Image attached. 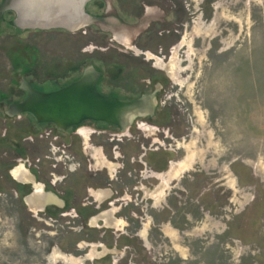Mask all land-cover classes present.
Here are the masks:
<instances>
[{
  "label": "rangeland",
  "instance_id": "obj_1",
  "mask_svg": "<svg viewBox=\"0 0 264 264\" xmlns=\"http://www.w3.org/2000/svg\"><path fill=\"white\" fill-rule=\"evenodd\" d=\"M5 2L0 264H264V0H94L76 31L20 24ZM88 68L104 75L98 87L108 96L131 98L116 89L128 86L125 76L137 83L152 78L146 92L132 96L152 97L154 108L125 130L100 126L106 133L92 135L87 146V135H74L70 169L62 146L71 131L52 132L10 110L28 87L58 90ZM116 73L120 79L111 78ZM164 134L171 144L166 153L178 161L172 179L182 198L161 211L126 195L112 206L94 204L95 217L106 215L92 227L88 209L81 212L87 187L100 191L92 188L111 176L119 194L138 196L129 189L149 180L141 176L142 155L163 144ZM21 166L32 181L14 178ZM70 190L76 204L67 209ZM44 191L65 204L34 208ZM115 208L120 226L106 213Z\"/></svg>",
  "mask_w": 264,
  "mask_h": 264
},
{
  "label": "water",
  "instance_id": "obj_2",
  "mask_svg": "<svg viewBox=\"0 0 264 264\" xmlns=\"http://www.w3.org/2000/svg\"><path fill=\"white\" fill-rule=\"evenodd\" d=\"M93 0H10L9 6L20 24L34 28L82 29L87 20L85 6ZM101 73L88 68L77 80L58 90L42 92L26 89L25 99L11 107L12 116L29 114L37 123L59 132L80 127L86 122L129 128L133 118L154 108L152 97L135 100L106 96L99 90ZM43 210V209H41Z\"/></svg>",
  "mask_w": 264,
  "mask_h": 264
},
{
  "label": "flooded vegetation",
  "instance_id": "obj_3",
  "mask_svg": "<svg viewBox=\"0 0 264 264\" xmlns=\"http://www.w3.org/2000/svg\"><path fill=\"white\" fill-rule=\"evenodd\" d=\"M118 70H119V72H123L122 69L121 70L118 69ZM120 77H121V75H118L117 73L111 75V78H113V79H118V78L120 79ZM130 77L125 76V82L128 83V86L125 85L124 87H121V85H119V86L117 85L118 87L116 88V89L122 90L123 92H126L127 94L131 95V98L124 97L123 99L135 100V98L133 99L132 95L139 94L137 92H142V93L144 91L146 92V90H148L149 87L152 86V85H148V82L150 84L152 78H148V80L147 79H141L140 80L141 82L137 83L135 81L134 82L130 81L129 80ZM103 78H104V75L101 74V78L99 79V81L101 82V80ZM136 79H138V78H136ZM134 88H136V90L141 88V90H138V91L130 90V89H134ZM106 96H108V95H106ZM110 96H117L120 98L123 97V96L121 97V95H118V94L110 95ZM84 125H89L90 126L89 128H92V130H90L89 128H85ZM100 126H106V128H109V129L113 128L112 126L107 125V124H103V123L86 122V123L82 124L80 127L72 128V129H69L67 131V132L71 131L70 132V138L65 141V144H63L62 148L64 149V151L66 150L65 154H67V155H65V157H66V160H68L69 165H67V166H69L70 169L73 165L76 166V163L74 162V161H76L75 157L72 156V154L68 153V152H71V153L74 152V148H75L74 147L75 146L74 135H81V136L84 134L87 135V137H84V138L82 136V139H84L83 145L85 144L87 146L90 142H92V137H91L92 135H95V134L102 135L103 133H106V130L103 131V129L102 130L99 129ZM49 129L53 132V129H55V128L50 127ZM52 135H53V133H49V136H52ZM109 135L112 136L114 134H109ZM117 136L118 135H116V137ZM54 138L57 139V137H54ZM171 138H172V136H171ZM150 139H151V137H150ZM160 139H161V141H163V144L160 145V143H158V145H160L163 148L162 150H161V148H159L158 145L154 146L153 144H151L149 150L144 152L142 155L143 158L147 159V161H146L145 167L142 170H140L141 176L143 175L144 179H146V180L149 179V180L146 181L145 183L140 182L139 186H133L132 188L129 189L130 193H132V194L135 192H138L137 193L138 196L131 197V199H129L128 194L125 192L120 193V194H123V195H120L117 191L114 190V186L112 185V182H111L112 177L110 176L111 177L110 178L109 176H107L108 182L105 183V184H107L106 186L104 185L103 187H97L98 189L92 188L93 191L99 190V189H103L104 191L106 190V197L101 198V200H100L97 196H95L98 194V192L94 191L92 193L90 186L87 187L88 188L86 190L87 194H86L85 198H83L84 206H83V209L81 212L84 211V213H85L87 211L88 216L92 217V215L96 214L95 211L99 208V206L95 208L94 204L102 205L104 203V204H109V206H112V205L118 203L120 201V199L122 198V196H125V195L127 196L126 197L127 201L130 203H136L137 204L138 202H136V199H138V200H140L139 202L145 203L149 206H152L153 202H152V196L151 195L153 193H156L157 191L161 190V187L163 188L162 189L163 190V196H162L163 204L170 203L173 200L177 202V200L181 199L184 191L175 192L176 189H179V188H176L177 179L176 178L172 179L173 178L172 176L176 175L175 169L178 165V161H177V159H174L172 157L174 154L166 153L167 146H169L171 148V144L168 143L169 136L164 134V138H160ZM160 139L158 138V140H160ZM111 140L114 141L115 139H111ZM154 140L155 139H153V141ZM180 140H182V139H180ZM113 148H115V146H112V149ZM90 157L93 159V156L91 154H90ZM38 162L40 163V161H38ZM86 163H87L86 165H88L89 167L92 166L91 159H87ZM77 165H78V168L81 166V164H77ZM195 172H197V171L195 170ZM13 176L19 182L25 183V182L32 180L31 175L22 166L17 168L13 172ZM113 179H115V178H113ZM158 185H160V189L159 188L157 189ZM46 188H47L46 183H44V190H46ZM168 188L171 191H169ZM172 190H174L173 191L174 193H172ZM63 199L65 200L67 209H70L69 205L76 204L75 195L73 194V192L71 190H70V192H67V194H65ZM87 202H88V205L90 207L85 205V204H87ZM86 208L88 210L85 211ZM81 212L79 210V214H81Z\"/></svg>",
  "mask_w": 264,
  "mask_h": 264
},
{
  "label": "crops",
  "instance_id": "obj_4",
  "mask_svg": "<svg viewBox=\"0 0 264 264\" xmlns=\"http://www.w3.org/2000/svg\"><path fill=\"white\" fill-rule=\"evenodd\" d=\"M93 1H91V2H93ZM91 2H89V3H91ZM89 3H87V5L85 6V9L89 5ZM31 177H32V175H31ZM32 179H33V177H32ZM158 188L160 189V185H158L157 189ZM162 189L163 188L161 187V190H159L156 193H153L151 195L152 196V202H153L152 205L154 206V208L160 209V211H161V207L163 205V200H162L163 190ZM97 192L99 194L98 195V198L100 200H101V198L106 197V190L104 191L103 189H101L100 191H97ZM38 193H40L39 196H36L37 197L36 200L33 201V203L31 204L34 208H36L38 210H41V209L44 210L45 208L50 207L52 205H56V206H61L62 205L63 206L65 204L62 200L59 199V197H57L56 194H53V193L47 194L45 192H42V193L41 192H38ZM156 194H159L160 196H158ZM155 206H157V207H155ZM106 213H108V216L111 215L110 216L111 217V220H110L111 221V225L120 226V223H119L120 221L115 218V215L118 213L117 210H116V208L114 210L113 209L108 210V212H106ZM98 214H100V213H98ZM104 215H106V214H104ZM104 215H103V213H101L97 217H95L96 215H92V217L89 218V224L92 227H94V226L98 225L99 222L100 223H105V221L103 219ZM151 216H152V214L150 213V221L148 223L149 228H152L151 220H153V218ZM104 227H106V226L104 225Z\"/></svg>",
  "mask_w": 264,
  "mask_h": 264
},
{
  "label": "trees",
  "instance_id": "obj_5",
  "mask_svg": "<svg viewBox=\"0 0 264 264\" xmlns=\"http://www.w3.org/2000/svg\"><path fill=\"white\" fill-rule=\"evenodd\" d=\"M10 2V0H6V2H5V4H8ZM12 23H14V22H12ZM13 25V24H12ZM49 127H52V128H55V127H53V126H50V125H48ZM56 129V128H55ZM57 130V129H56ZM58 131V130H57Z\"/></svg>",
  "mask_w": 264,
  "mask_h": 264
},
{
  "label": "bare ground",
  "instance_id": "obj_6",
  "mask_svg": "<svg viewBox=\"0 0 264 264\" xmlns=\"http://www.w3.org/2000/svg\"><path fill=\"white\" fill-rule=\"evenodd\" d=\"M21 172V171H20Z\"/></svg>",
  "mask_w": 264,
  "mask_h": 264
}]
</instances>
